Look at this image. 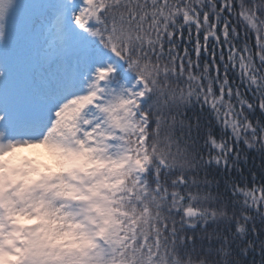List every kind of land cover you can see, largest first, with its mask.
<instances>
[{"label":"snow or ice","instance_id":"1","mask_svg":"<svg viewBox=\"0 0 264 264\" xmlns=\"http://www.w3.org/2000/svg\"><path fill=\"white\" fill-rule=\"evenodd\" d=\"M0 264H264V0H0Z\"/></svg>","mask_w":264,"mask_h":264},{"label":"trees","instance_id":"2","mask_svg":"<svg viewBox=\"0 0 264 264\" xmlns=\"http://www.w3.org/2000/svg\"><path fill=\"white\" fill-rule=\"evenodd\" d=\"M183 112H186L187 115L184 116V119L188 121H193L198 119L199 125L197 128H191V129H185L183 127L177 129V132H191L190 139L196 141L192 145V151L193 152H203L205 150V146L202 144V141L205 138V126L206 121L208 119L206 112H202L200 110L199 105L196 103H192L190 105H187L183 108ZM181 113L178 112L177 115H180ZM214 132H219V125H216L213 129ZM208 174L210 177L215 181L212 187L216 188L214 191V194L216 196L217 201L223 200L225 197L229 195V192L225 190V169L222 166L209 168ZM221 177V179H220ZM218 179H220L221 183H219ZM209 227L211 228L212 225L209 224Z\"/></svg>","mask_w":264,"mask_h":264},{"label":"rangeland","instance_id":"3","mask_svg":"<svg viewBox=\"0 0 264 264\" xmlns=\"http://www.w3.org/2000/svg\"><path fill=\"white\" fill-rule=\"evenodd\" d=\"M22 151H23V154L25 155L43 152L42 149H24Z\"/></svg>","mask_w":264,"mask_h":264}]
</instances>
